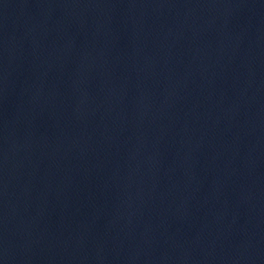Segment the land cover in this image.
<instances>
[{
	"label": "water",
	"instance_id": "95a60500",
	"mask_svg": "<svg viewBox=\"0 0 264 264\" xmlns=\"http://www.w3.org/2000/svg\"><path fill=\"white\" fill-rule=\"evenodd\" d=\"M0 264H264V0H0Z\"/></svg>",
	"mask_w": 264,
	"mask_h": 264
}]
</instances>
